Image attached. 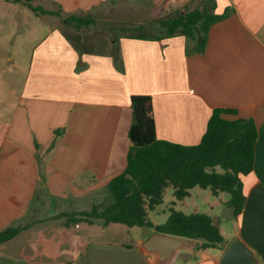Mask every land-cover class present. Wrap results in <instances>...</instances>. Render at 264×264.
<instances>
[{
    "label": "crops",
    "instance_id": "crops-1",
    "mask_svg": "<svg viewBox=\"0 0 264 264\" xmlns=\"http://www.w3.org/2000/svg\"><path fill=\"white\" fill-rule=\"evenodd\" d=\"M50 1L56 11H46L59 12L65 25L69 15L91 17L88 26L72 25L77 34L93 27L107 28L108 35L92 42L97 50L90 52L81 48L84 40L74 43L59 28L35 48L5 115L0 102V209L20 206L0 228H19L14 237L79 235L75 257L58 258V264H154V255L142 249L153 229L70 222L111 203L108 183L124 170L131 146L130 97L147 95L156 137L172 143L198 144L215 108L234 110L225 119L254 122L258 137L252 170L240 177L245 199L234 216L237 229L229 240L219 229L223 241L216 248L182 250L181 264H222L234 239L264 264V0H212L215 15L229 13L210 26L201 54L189 53L188 38L153 32L160 20L200 9L206 0ZM119 10L139 16L117 18ZM110 29L122 35L115 38ZM132 30L144 31L138 37ZM19 169L25 199L9 195L4 203L3 182L17 186ZM35 222L51 227L38 230Z\"/></svg>",
    "mask_w": 264,
    "mask_h": 264
},
{
    "label": "trees",
    "instance_id": "trees-1",
    "mask_svg": "<svg viewBox=\"0 0 264 264\" xmlns=\"http://www.w3.org/2000/svg\"><path fill=\"white\" fill-rule=\"evenodd\" d=\"M206 1L202 2L200 9L196 7L177 13L159 23L167 37L178 35L190 39L193 47L189 53H203L210 26L229 13L226 9L223 15H215L212 0ZM45 13L60 15L59 12ZM63 20L75 28L92 22L89 16L75 15ZM130 108L132 122L128 137L133 144L128 149L124 170L108 183L111 203L101 211L92 209L79 213L80 218L70 222L100 220L101 226L113 223L129 228H150L158 234L194 240L197 243L195 250L220 246L223 238L219 228L213 225L207 214H185L170 208L166 221L153 225L148 212L162 203L167 187H171L177 201L188 197L189 191L197 187L208 189L213 195L229 194L226 204L234 215L240 213L245 199L240 177L252 170L258 137L254 122L249 118L225 119L222 115L235 114L234 110L215 108L199 143L180 145L156 137L150 96L132 95ZM19 232L17 227L5 228L0 232V243L12 239Z\"/></svg>",
    "mask_w": 264,
    "mask_h": 264
},
{
    "label": "rangeland",
    "instance_id": "rangeland-1",
    "mask_svg": "<svg viewBox=\"0 0 264 264\" xmlns=\"http://www.w3.org/2000/svg\"><path fill=\"white\" fill-rule=\"evenodd\" d=\"M54 5L55 3L50 0H0V102L3 104L1 108L4 115L14 101L24 76L28 73L30 59L35 48L40 46L43 39L51 33H53L52 36H58L57 30L60 28L74 43L77 40H84L81 44L82 49L94 52L97 47L94 43L93 47L92 42L99 41L102 37L106 38L108 35L107 28L105 31L102 28L95 29L93 27L86 30L83 28L77 34L72 25L62 23L61 16L45 13L48 8L56 11ZM116 16L117 18H129L130 16L131 19H136L139 13L126 14L119 10ZM130 23L133 25V22L130 21ZM110 31L115 38L122 35L119 29H110ZM134 31L132 30V33ZM141 31L136 30L134 34L138 35ZM160 31L164 30H154L153 33L157 34ZM23 171L24 169L18 170L16 174L19 177L18 185L15 187L16 180L13 182L4 180V187L2 188L4 203L9 195L16 197L18 195L20 200L25 199L26 189L22 180L24 175L21 177ZM229 199L230 196L227 193L213 195L208 189L196 187L189 191L188 197L177 201L172 195L171 187H167L163 194L162 203L148 212V219L157 225L162 224L166 221L170 208L185 214L204 213L211 217L212 222L217 223L219 229L224 230V239L229 240L238 227L235 215H232L231 208L226 204ZM94 203L97 204L96 201ZM11 207L13 211L11 208H6L4 204L1 205L2 220L0 225L9 223L20 208L16 205ZM53 209L54 207H52V212ZM49 224L35 222L34 227L38 230L50 229ZM3 230L4 228H0V232ZM147 231H150V228H143V232ZM31 233L14 237L10 242L0 244V264H58V258L75 257L76 248L81 246L78 241L79 235L76 237L67 235L43 236L36 232L35 235ZM81 237L83 240L87 239L85 236ZM184 253V251H180L172 264L183 263Z\"/></svg>",
    "mask_w": 264,
    "mask_h": 264
},
{
    "label": "water",
    "instance_id": "water-1",
    "mask_svg": "<svg viewBox=\"0 0 264 264\" xmlns=\"http://www.w3.org/2000/svg\"><path fill=\"white\" fill-rule=\"evenodd\" d=\"M133 143L130 142V145ZM214 226L217 223L213 222ZM196 241L177 237L154 234L144 241L142 249L150 255H154V264H170L176 259L178 252L191 249ZM222 264H256L251 252L238 240L234 239L227 248Z\"/></svg>",
    "mask_w": 264,
    "mask_h": 264
}]
</instances>
